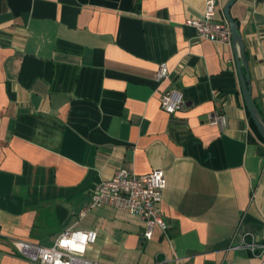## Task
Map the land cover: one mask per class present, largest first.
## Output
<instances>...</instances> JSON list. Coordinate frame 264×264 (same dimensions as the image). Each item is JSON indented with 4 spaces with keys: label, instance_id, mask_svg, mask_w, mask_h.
<instances>
[{
    "label": "crops",
    "instance_id": "crops-1",
    "mask_svg": "<svg viewBox=\"0 0 264 264\" xmlns=\"http://www.w3.org/2000/svg\"><path fill=\"white\" fill-rule=\"evenodd\" d=\"M228 0H216L226 20ZM205 0H0V264H33L13 240L52 246L96 231L84 256L106 264H258L264 139L245 108L232 43L186 19ZM252 99L264 119V0H237ZM170 71L157 81L159 65ZM175 89L183 107L163 111ZM161 169L168 224L143 236L135 214L79 213L96 183Z\"/></svg>",
    "mask_w": 264,
    "mask_h": 264
},
{
    "label": "built area",
    "instance_id": "built-area-1",
    "mask_svg": "<svg viewBox=\"0 0 264 264\" xmlns=\"http://www.w3.org/2000/svg\"><path fill=\"white\" fill-rule=\"evenodd\" d=\"M186 24L194 27L200 38L222 43L231 41L228 22L216 18V0H205L201 16L186 19ZM169 74L167 66L161 64L155 78L161 81L168 78ZM159 103L161 109L167 113H174L184 104L180 93L173 88L160 93ZM165 186L164 173L161 169H153L141 175L119 169L112 177L101 180L92 187L90 201L79 216L92 208L111 206L140 217L144 223L143 236L150 239L154 228H158L163 234L168 228L161 212L162 191ZM95 239L94 230H66L58 236L52 246L14 239L13 250L15 254L33 264H106L84 256L86 247L94 243ZM79 246H83V252L78 250ZM237 247L257 257L258 264H264L263 240L257 239L251 233H243Z\"/></svg>",
    "mask_w": 264,
    "mask_h": 264
},
{
    "label": "water",
    "instance_id": "water-1",
    "mask_svg": "<svg viewBox=\"0 0 264 264\" xmlns=\"http://www.w3.org/2000/svg\"><path fill=\"white\" fill-rule=\"evenodd\" d=\"M237 0H228L223 8L226 21L231 32V43L236 57V68L239 76L241 92L245 108L249 117L253 120L259 134L264 139V119L257 109L251 95L250 74L248 71L247 59L245 54L244 42L239 31V25L230 16V7Z\"/></svg>",
    "mask_w": 264,
    "mask_h": 264
},
{
    "label": "trees",
    "instance_id": "trees-1",
    "mask_svg": "<svg viewBox=\"0 0 264 264\" xmlns=\"http://www.w3.org/2000/svg\"><path fill=\"white\" fill-rule=\"evenodd\" d=\"M249 115V114H248ZM249 120H250V122H251V124H252V126L254 127V129L257 131V133H258V135L261 137V135L259 134V132H258V130H257V128H256V126H255V124H254V122H253V120L249 117ZM262 138V137H261ZM263 139V138H262Z\"/></svg>",
    "mask_w": 264,
    "mask_h": 264
},
{
    "label": "clouds",
    "instance_id": "clouds-1",
    "mask_svg": "<svg viewBox=\"0 0 264 264\" xmlns=\"http://www.w3.org/2000/svg\"><path fill=\"white\" fill-rule=\"evenodd\" d=\"M84 239H85V241H86V240H87V237L85 236ZM78 250H79L80 252H83V251H84L83 246H79V247H78Z\"/></svg>",
    "mask_w": 264,
    "mask_h": 264
}]
</instances>
